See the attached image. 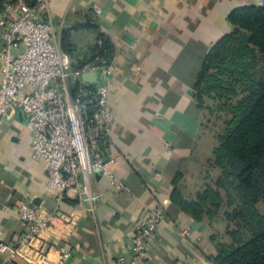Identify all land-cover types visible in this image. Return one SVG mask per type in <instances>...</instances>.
<instances>
[{
	"label": "crops",
	"instance_id": "1",
	"mask_svg": "<svg viewBox=\"0 0 264 264\" xmlns=\"http://www.w3.org/2000/svg\"><path fill=\"white\" fill-rule=\"evenodd\" d=\"M255 5L256 0H52L48 21L71 69L89 63L99 35L112 47L107 103L115 116L109 157L116 161L108 169L126 191L115 192L95 172L88 178L89 188L101 197L93 212L71 193L56 203L46 189L45 163L31 158L26 118L13 109L10 119L0 121V243L17 248L26 231L17 206L40 203L51 218L41 239L55 251L52 259L62 249L68 253L62 264H115L118 257L131 258L134 227L147 210L161 208L164 219L142 264H207L202 249L208 222L181 213L170 195L177 174L183 197L204 184L200 168L214 145L203 130L195 80L210 47L232 30L229 13ZM4 33L0 25V54ZM10 51L18 53L21 47ZM183 231L189 236L183 237ZM0 264L29 263L4 252Z\"/></svg>",
	"mask_w": 264,
	"mask_h": 264
},
{
	"label": "built area",
	"instance_id": "2",
	"mask_svg": "<svg viewBox=\"0 0 264 264\" xmlns=\"http://www.w3.org/2000/svg\"><path fill=\"white\" fill-rule=\"evenodd\" d=\"M52 0H5L0 25L6 43L0 54V121L20 109L30 134V154L43 161L49 172L46 189L56 203L71 193L93 212L101 196L90 191L88 178L95 172L106 177L115 192L126 191L108 167L111 127L115 116L110 109L107 83L109 64L95 57L81 68L71 69L69 58L59 50L48 21ZM262 5V2H258ZM12 16V18H8ZM97 44H100L98 41ZM21 51L11 54V48ZM95 72L97 81L84 82L82 75ZM16 214L26 226L17 248L0 243V253L9 252L29 264H62L68 253L57 249L56 259L41 235L51 218L40 203L21 202ZM164 219L161 208H150L134 227L131 258L118 257L115 264H142L147 261L148 242ZM188 231L182 236L187 237ZM31 254L27 253V251Z\"/></svg>",
	"mask_w": 264,
	"mask_h": 264
},
{
	"label": "trees",
	"instance_id": "3",
	"mask_svg": "<svg viewBox=\"0 0 264 264\" xmlns=\"http://www.w3.org/2000/svg\"><path fill=\"white\" fill-rule=\"evenodd\" d=\"M227 22L232 30L210 47L194 84L197 107L204 111L210 108L205 101L213 102L223 128L203 165L201 190L183 197L177 174L170 201L196 222L225 223L226 240L210 238L215 254L208 264H264V212L258 209L264 205V1L232 10ZM67 42L64 32L65 48ZM112 53L99 35L89 62L99 57L110 64Z\"/></svg>",
	"mask_w": 264,
	"mask_h": 264
},
{
	"label": "rangeland",
	"instance_id": "4",
	"mask_svg": "<svg viewBox=\"0 0 264 264\" xmlns=\"http://www.w3.org/2000/svg\"><path fill=\"white\" fill-rule=\"evenodd\" d=\"M259 2V1H258ZM258 2L257 5H258ZM260 2L263 3V0H260ZM206 105L210 107L207 110H204L202 113V121H203V130L207 134V138H212L213 140V145L215 142V135L220 133L222 128H223V116L220 113H217L213 102L206 100L205 101ZM203 168L201 166L200 168V175L201 179L203 176ZM210 175L214 178L215 177V172L212 171L210 172ZM204 181V180H203ZM192 190L195 189V184H196V179L195 176L192 175L190 178V183ZM258 209L261 213L264 212V205L258 204ZM207 236H206V246L203 248V256L206 257V259L210 256H213L215 254V242L211 241V237H215L217 240L220 242H224L226 239L224 238V232H225V223L224 222H219V221H214L211 223H208L207 225ZM189 236V235H188ZM208 264V262H207Z\"/></svg>",
	"mask_w": 264,
	"mask_h": 264
},
{
	"label": "water",
	"instance_id": "5",
	"mask_svg": "<svg viewBox=\"0 0 264 264\" xmlns=\"http://www.w3.org/2000/svg\"><path fill=\"white\" fill-rule=\"evenodd\" d=\"M258 1H260V0H256V2H258ZM82 80L84 82H89V81L96 82L97 81V74L95 72L85 73L82 75Z\"/></svg>",
	"mask_w": 264,
	"mask_h": 264
}]
</instances>
